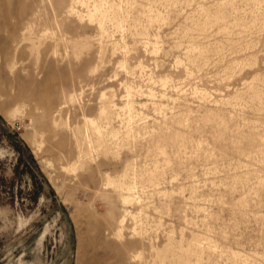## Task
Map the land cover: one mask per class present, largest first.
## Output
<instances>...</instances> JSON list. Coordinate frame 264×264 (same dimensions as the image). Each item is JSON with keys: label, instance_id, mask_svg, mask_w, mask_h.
I'll list each match as a JSON object with an SVG mask.
<instances>
[{"label": "rangeland", "instance_id": "obj_1", "mask_svg": "<svg viewBox=\"0 0 264 264\" xmlns=\"http://www.w3.org/2000/svg\"><path fill=\"white\" fill-rule=\"evenodd\" d=\"M0 264H264V0H0Z\"/></svg>", "mask_w": 264, "mask_h": 264}]
</instances>
